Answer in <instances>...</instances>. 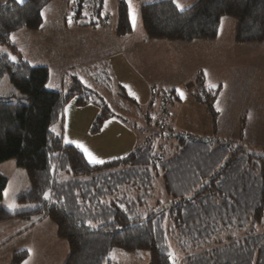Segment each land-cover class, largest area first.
Masks as SVG:
<instances>
[{"label": "trees", "instance_id": "trees-1", "mask_svg": "<svg viewBox=\"0 0 264 264\" xmlns=\"http://www.w3.org/2000/svg\"><path fill=\"white\" fill-rule=\"evenodd\" d=\"M53 1L0 4V164L14 160L26 171L30 188L18 201L34 205L17 213L2 208L0 222L49 219L68 244L64 264H110L114 250L148 252L150 264H264V150L158 129L127 156L91 165L54 131L73 98L79 106L105 108L97 126L114 115L78 80L65 92L49 89V68L32 65L13 44L14 33L40 28ZM88 4L79 0L75 22L88 19ZM140 18L151 40H215L222 20L231 18L235 44L264 43V0H197L184 9L160 0L143 5ZM133 30L120 0L117 34ZM195 84L194 98L215 119L217 92L206 88L201 72ZM163 101L179 99L165 92ZM7 185L0 174V201ZM28 256L18 252L11 264Z\"/></svg>", "mask_w": 264, "mask_h": 264}, {"label": "rangeland", "instance_id": "rangeland-1", "mask_svg": "<svg viewBox=\"0 0 264 264\" xmlns=\"http://www.w3.org/2000/svg\"><path fill=\"white\" fill-rule=\"evenodd\" d=\"M7 1L9 0H0V4ZM122 1L127 4L131 15L136 16V10L152 0H130L131 6L129 0ZM173 1L188 8L197 0ZM53 2L42 12L46 20L58 10L53 7L60 4L66 6L67 24L71 25L74 1ZM119 4L120 0H104L103 17L107 18L106 27L113 24L117 29ZM234 29L235 21L224 18L217 43H209L210 47L204 54H201L200 48H196L191 49V53L164 55V69L158 71L156 85L151 84L154 87L142 85L131 71L128 73L124 57L114 59V73L107 75L101 72L95 76L92 84H89L88 79L81 80L93 90L95 102L103 101L106 109L114 116L97 126V119L102 116L105 108L95 105L77 107L78 98H73L66 104L62 119L54 127V131L61 133L66 144L82 151L91 165H103L127 156L147 140L156 138L158 129H165L167 132L171 129L175 134L203 140L236 142L244 148L261 152L264 150V43L237 45L234 43ZM163 51L165 54L168 52L166 48ZM171 57L173 61L170 60ZM187 59L192 61H186ZM100 66L105 68L107 65L101 63ZM172 67L174 68L171 69ZM131 70L132 73L139 72L138 67L134 68L133 64ZM77 71L83 74L82 70ZM200 71L204 75L206 88L217 92L215 119L207 105L194 98V78ZM110 78L114 81L111 82ZM174 91L179 101L165 103V92ZM77 145H83L103 163L91 162L83 148ZM0 174L8 180L0 209L17 213L34 208V205L18 201V197L30 188L26 171L11 160L0 164ZM156 188L159 196L160 185H156ZM33 222L34 218L17 217L0 222V245H5L0 249V264H11L14 254L22 251L29 253L27 264H51V261L58 259V255L50 247L53 242L51 221L46 219L36 231H31ZM14 235L19 237L13 239ZM68 255L69 247L66 254L61 252L57 264H64ZM109 261L110 264H150L148 252L143 251L114 250Z\"/></svg>", "mask_w": 264, "mask_h": 264}, {"label": "crops", "instance_id": "crops-1", "mask_svg": "<svg viewBox=\"0 0 264 264\" xmlns=\"http://www.w3.org/2000/svg\"><path fill=\"white\" fill-rule=\"evenodd\" d=\"M58 1L61 0H55L53 3ZM150 2L154 3L157 1L152 0L147 4H150ZM103 3L104 0H102V13L104 10ZM49 5L44 8L43 12ZM142 6L136 10L135 24H133L134 30L127 36H119L117 34V29L114 28L113 24L107 27L96 25L88 26V22L84 19H79L75 22L71 16L70 20L72 24L69 25L67 24L66 18V6H60V4H57L53 9L58 10H56L55 14L50 15V19L46 20L45 15L42 14L43 22L38 30H20L14 33L11 39L20 55L25 60L34 66H45L49 68L50 78L48 88L63 92L72 85L74 80H78L82 83L81 80L88 79L89 84H92L95 76L99 75L101 72H104L107 75L114 73L112 61L120 57L125 58L124 64L128 73L131 71V74H133L142 85L154 87L151 84L156 85L158 71L164 69L162 63L164 55L170 56L178 53L184 54L191 49L194 50L196 48H200L202 50L201 54H204L205 50L210 47L209 43L216 44L218 41V37L211 41L196 40L188 43L148 39L142 28L140 18V9ZM179 8L184 9L183 7ZM130 17L133 23V16L131 13ZM164 48L168 51L166 54L163 51ZM170 60L173 61L174 59L171 57ZM188 60L189 59L186 61ZM101 63H106L107 66L101 68ZM132 64L134 68L138 67V73H132ZM173 68L174 67L171 69ZM77 70H82L83 76L77 73ZM53 74H55L54 79ZM196 79L197 76L194 78V82H196ZM110 80L111 82L114 81L113 78H110ZM91 105L95 104L90 103L86 106H79L76 103L77 107H88ZM95 106L97 107V105ZM45 221L46 219L36 223L33 222L31 225H34V227L31 228V231L34 229L36 231ZM51 223L53 225L51 226L53 242L50 247L53 249V253L58 255V259L55 262L51 261V264H57L61 252L63 251V253L66 254L68 244L57 237V228L53 222ZM17 237L19 236L14 235L13 239H16ZM4 246L5 245L1 243L0 249ZM27 261L28 258L26 262Z\"/></svg>", "mask_w": 264, "mask_h": 264}, {"label": "built area", "instance_id": "built-area-1", "mask_svg": "<svg viewBox=\"0 0 264 264\" xmlns=\"http://www.w3.org/2000/svg\"><path fill=\"white\" fill-rule=\"evenodd\" d=\"M79 0H75L74 1V5H73V9H72V18L74 19V16L79 12ZM102 6V0H89V4H88V20H97V24L101 25V26H106L107 23V18L103 17V13H100L98 16H96V12L98 11V9Z\"/></svg>", "mask_w": 264, "mask_h": 264}, {"label": "snow or ice", "instance_id": "snow-or-ice-1", "mask_svg": "<svg viewBox=\"0 0 264 264\" xmlns=\"http://www.w3.org/2000/svg\"><path fill=\"white\" fill-rule=\"evenodd\" d=\"M129 6H131L130 5V0H129ZM177 6L178 7H182L181 5H179V3L177 4ZM133 24H135V15H133ZM13 59H15V58L13 57ZM181 95H183V93H181ZM77 146L83 148L84 152L89 157V159H90L91 162H93V163H103L102 160L97 159L90 152H88L87 148H84L83 145H77ZM46 198H47V194H46ZM26 264H27V262H26Z\"/></svg>", "mask_w": 264, "mask_h": 264}]
</instances>
